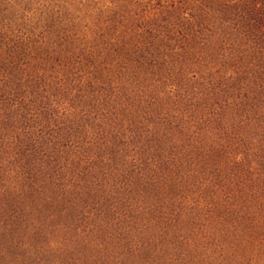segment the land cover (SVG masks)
Instances as JSON below:
<instances>
[{
	"label": "trees",
	"instance_id": "1",
	"mask_svg": "<svg viewBox=\"0 0 264 264\" xmlns=\"http://www.w3.org/2000/svg\"><path fill=\"white\" fill-rule=\"evenodd\" d=\"M10 8L0 264H264V0Z\"/></svg>",
	"mask_w": 264,
	"mask_h": 264
},
{
	"label": "rangeland",
	"instance_id": "2",
	"mask_svg": "<svg viewBox=\"0 0 264 264\" xmlns=\"http://www.w3.org/2000/svg\"><path fill=\"white\" fill-rule=\"evenodd\" d=\"M107 1L108 0H0V5H6L7 7L11 6V17L17 20V23L21 25L20 29H23V31L27 33L28 31L26 28L29 27V25L38 26L42 16L52 12L53 15L56 14L67 19L71 18L79 27L85 28V26L92 23V17L89 18L90 22L87 16V14L92 15V6L101 8ZM112 1L116 2L118 0ZM71 27V25H67V28Z\"/></svg>",
	"mask_w": 264,
	"mask_h": 264
}]
</instances>
